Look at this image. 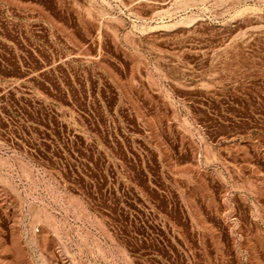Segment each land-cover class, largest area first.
<instances>
[{
  "label": "rangeland",
  "instance_id": "rangeland-1",
  "mask_svg": "<svg viewBox=\"0 0 264 264\" xmlns=\"http://www.w3.org/2000/svg\"><path fill=\"white\" fill-rule=\"evenodd\" d=\"M0 264H264V0H0Z\"/></svg>",
  "mask_w": 264,
  "mask_h": 264
}]
</instances>
